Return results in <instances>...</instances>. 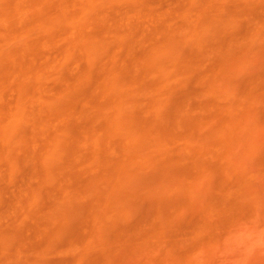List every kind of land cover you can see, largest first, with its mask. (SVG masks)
Returning a JSON list of instances; mask_svg holds the SVG:
<instances>
[{
	"label": "rangeland",
	"instance_id": "obj_1",
	"mask_svg": "<svg viewBox=\"0 0 264 264\" xmlns=\"http://www.w3.org/2000/svg\"><path fill=\"white\" fill-rule=\"evenodd\" d=\"M0 264H264V0H0Z\"/></svg>",
	"mask_w": 264,
	"mask_h": 264
}]
</instances>
